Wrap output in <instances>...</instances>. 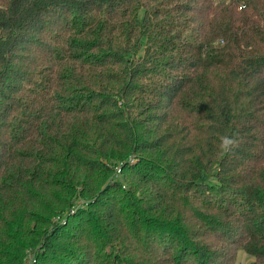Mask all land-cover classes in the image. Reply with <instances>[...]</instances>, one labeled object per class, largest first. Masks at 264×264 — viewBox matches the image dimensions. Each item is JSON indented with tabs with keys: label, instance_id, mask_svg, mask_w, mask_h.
Instances as JSON below:
<instances>
[{
	"label": "trees",
	"instance_id": "obj_1",
	"mask_svg": "<svg viewBox=\"0 0 264 264\" xmlns=\"http://www.w3.org/2000/svg\"><path fill=\"white\" fill-rule=\"evenodd\" d=\"M68 238L104 264H210L217 241L264 264V0L0 4V264H93Z\"/></svg>",
	"mask_w": 264,
	"mask_h": 264
},
{
	"label": "rangeland",
	"instance_id": "obj_2",
	"mask_svg": "<svg viewBox=\"0 0 264 264\" xmlns=\"http://www.w3.org/2000/svg\"><path fill=\"white\" fill-rule=\"evenodd\" d=\"M7 3V0H0V4L5 5ZM49 33L45 34V39H47L49 37ZM41 49H39V46H35L34 49H32V56L31 57H40L42 54H40ZM43 51V50H42ZM140 52H142V50H140ZM33 60V58H31ZM146 102V101H145ZM136 115V126H138L139 130L141 133L146 132V130L152 125V123L148 122L145 115L146 112L142 113L141 115ZM181 123H179V121L177 122H172L170 124V126H172L174 130H179L181 127ZM96 129V128H95ZM169 129V128H168ZM180 137H182V134L178 135V139L177 142L181 139ZM95 143L97 144L95 146V154L98 152V150L96 149L98 147V141L95 139ZM96 157V156H95ZM135 157V156H134ZM107 162H112V160L110 159H106ZM134 161V160H133ZM110 165V164H109ZM109 170L107 171H103L101 173H97L95 174V176H90L91 178L95 179V187H97L99 185V183L102 185L101 187L106 188V191H102V196L101 199L103 201H107L110 197L115 196V190L112 191V189H109V186L106 184L108 183V181L110 180V176L112 174V170H111V166L108 167ZM113 175L114 176H118L120 179L122 178L123 180V184L125 188H128V186H130L131 184H136L138 186H142V187H138V189L142 192L146 191L143 187L146 186V184L142 183V180H140L137 176H133V170L130 168H127L124 170V177L123 174L121 175L120 168L118 167V165L114 166L113 168ZM210 182H215L216 181V176H214V174L212 173L211 176L208 177ZM112 183V182H109ZM204 193V190L201 192ZM78 196L75 195L74 200H81L82 198L80 197H76ZM73 197L71 199H73ZM109 201V200H108ZM85 202L84 200H82V203ZM86 203V202H85ZM105 203V202H104ZM84 204V203H83ZM89 207H91L90 205H87ZM86 206V207H87ZM73 209V208H72ZM69 213H71V209L69 210ZM59 214V213H58ZM51 218L56 221L57 220V215H51ZM64 220L62 221H58V222H64ZM2 226V225H1ZM52 228V227H51ZM75 231V233H77V230H73ZM87 232L89 231V228L86 230ZM8 243H11V240H8ZM90 244V243H89ZM87 243H85L84 239L80 240V242H74L73 239H67L65 241V246H67V249H70L71 247L73 248L72 250H74L75 252H79L81 255L84 252H89V254H87V257H90L93 259V264H104V258L102 257H97V255H95V244L94 245H89ZM11 245V244H10ZM84 245L86 247H84ZM215 245L218 247V252L220 253L219 259L216 258V260H213L212 263L210 264H215L217 261L222 262V264H251L254 261V257L253 255H251L250 253H248L245 249H243L242 247L237 246L236 244H228L226 242H221V241H217V243L215 242ZM214 245V246H215ZM71 246V247H70ZM78 247V248H77ZM80 247V249H79ZM98 247V246H97ZM77 248V249H76ZM107 247H105L104 249H106ZM79 255V254H78ZM34 253L32 252V250L29 248L28 251H26V254L23 256V260L25 261V263H29L32 264L35 259H34ZM113 262V260L111 259V263ZM194 264V262L192 263Z\"/></svg>",
	"mask_w": 264,
	"mask_h": 264
},
{
	"label": "clouds",
	"instance_id": "obj_3",
	"mask_svg": "<svg viewBox=\"0 0 264 264\" xmlns=\"http://www.w3.org/2000/svg\"><path fill=\"white\" fill-rule=\"evenodd\" d=\"M219 139V148L223 152H230L236 146V140L234 136L224 135L221 136Z\"/></svg>",
	"mask_w": 264,
	"mask_h": 264
}]
</instances>
